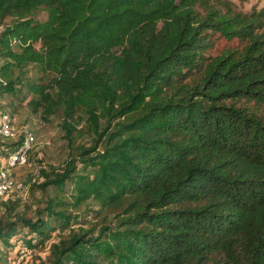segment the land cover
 Masks as SVG:
<instances>
[{"label":"trees","instance_id":"obj_1","mask_svg":"<svg viewBox=\"0 0 264 264\" xmlns=\"http://www.w3.org/2000/svg\"><path fill=\"white\" fill-rule=\"evenodd\" d=\"M228 1L0 0V97L56 98L91 132L80 168L43 173L48 218L6 200L0 242L26 226L39 243L93 201L95 222L41 264H264V7ZM214 33L243 45L210 56ZM28 64L40 75L22 82Z\"/></svg>","mask_w":264,"mask_h":264},{"label":"rangeland","instance_id":"obj_2","mask_svg":"<svg viewBox=\"0 0 264 264\" xmlns=\"http://www.w3.org/2000/svg\"><path fill=\"white\" fill-rule=\"evenodd\" d=\"M232 8L243 12H249L252 8L264 7V0H229ZM46 17L45 10H39L34 16L36 19H44ZM12 18L9 16L0 19V32L3 28L11 23ZM212 43L208 46L206 53L208 55H216L225 49H241L243 42L237 38L227 39L218 33L212 34ZM39 41L35 42V46L39 47ZM22 75V82L26 78L37 80L40 72L34 64H28L24 67ZM108 76L106 70H102L98 77L105 80ZM25 93V91H24ZM25 98H21V93L14 96L7 95L0 97V120L4 116L9 121L17 135L25 128H31L35 131V141L32 149L29 152L27 160L13 169V175L18 182L19 186L14 187L9 191L6 196L0 200V217L9 216L10 211H6V200H16V209L14 213H19L26 217L36 219L42 215H46V206L50 196L54 195L55 189L51 186L42 187L44 181L43 173L45 171H53V174H61L66 171V164L72 160L76 168L82 166L83 153L81 154L78 149L79 144L89 146L91 142V132L87 131V120L85 115L83 118H78V113L71 116V119L66 120L60 106L53 98V101L47 106L50 111L38 107L33 110L32 106L28 103L31 93H26ZM81 115L83 113H80ZM73 122L76 127L69 132V124ZM11 139L0 135V154L11 143ZM97 205L93 201L84 202L79 207L70 206L66 213L70 212L72 217L67 227H62L60 220H54L50 217L48 224L51 229L45 230L44 239L41 242L36 241V234L29 235V228L26 226L21 227L12 236L11 240H15L18 236H22V241L17 242L13 249L0 242V264H41L46 262L50 256V246L53 242L66 236L72 228L78 226H89L95 222L93 217L94 210ZM11 212L12 218H14ZM97 222V221H96ZM31 236V237H29ZM20 239V238H19ZM37 243L36 246H30ZM7 252V255H3Z\"/></svg>","mask_w":264,"mask_h":264},{"label":"built area","instance_id":"obj_3","mask_svg":"<svg viewBox=\"0 0 264 264\" xmlns=\"http://www.w3.org/2000/svg\"><path fill=\"white\" fill-rule=\"evenodd\" d=\"M0 135L15 139L17 143L9 150L0 154V200L6 196L14 187L19 186L13 175V169L22 165L28 158L29 152L35 141L34 132L25 128L21 134L17 135L13 127L9 124L6 116L0 120Z\"/></svg>","mask_w":264,"mask_h":264}]
</instances>
